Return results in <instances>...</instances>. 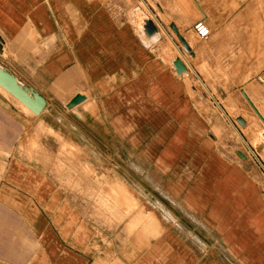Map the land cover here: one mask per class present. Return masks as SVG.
<instances>
[{"label": "crops", "instance_id": "obj_1", "mask_svg": "<svg viewBox=\"0 0 264 264\" xmlns=\"http://www.w3.org/2000/svg\"><path fill=\"white\" fill-rule=\"evenodd\" d=\"M220 1L137 0L160 37L162 13L192 51L181 30L208 22ZM119 3L127 0H0V67L45 98L42 111L72 83V98L86 97L75 106L92 131L116 133L153 163L155 189L170 209L142 204L152 218L118 220L104 204L34 203L50 188L43 173L35 185L29 127L16 117L22 102L0 85V264H264V171L255 146L235 125L239 138L217 150L224 140L209 136L210 108L197 106L134 28L115 22L129 13ZM143 32L154 37L144 24Z\"/></svg>", "mask_w": 264, "mask_h": 264}, {"label": "rangeland", "instance_id": "obj_2", "mask_svg": "<svg viewBox=\"0 0 264 264\" xmlns=\"http://www.w3.org/2000/svg\"><path fill=\"white\" fill-rule=\"evenodd\" d=\"M122 5L129 6L128 16L117 13L115 22L134 28L151 57L185 80L197 106L210 108L209 136L224 140L217 150H228L235 138H239L233 128L236 125L255 146L262 160V164L256 160L257 164L264 171V122L242 93V90L247 92L264 116V0H224L214 4L209 23L204 21L210 28L207 39L197 37L194 25L181 30L191 42V54L184 50L170 28L169 22L173 20L159 13L156 21L161 37L147 38L142 29L146 6L137 0L114 4L118 10ZM175 59H183L187 71L177 72ZM77 90L68 83L38 114L18 103L15 116L29 127L35 185L41 181L36 180L37 174L43 173L47 178L44 185L50 188L49 195H34V203L104 204L118 220L152 218L151 212L141 209L142 204L153 207L162 203L170 209L169 202L155 189L159 180L152 174L153 163L145 161L139 155L141 152L121 146L116 133L113 139H107L104 132L92 131L89 116L80 117L78 107H69ZM85 92L89 95L88 90ZM221 116L226 118V123L219 126ZM239 116L245 118L247 127L236 121ZM2 200L25 202L26 199L3 196Z\"/></svg>", "mask_w": 264, "mask_h": 264}, {"label": "water", "instance_id": "obj_3", "mask_svg": "<svg viewBox=\"0 0 264 264\" xmlns=\"http://www.w3.org/2000/svg\"><path fill=\"white\" fill-rule=\"evenodd\" d=\"M172 28L174 31L178 32V29L175 25H172ZM179 38L180 40H183L181 36H179ZM174 65L176 70L185 68V64L180 59H177ZM0 85L37 114L40 113L45 106L46 100L43 96H41L32 89L25 88L13 74H11L9 71L1 67H0ZM242 93L245 96V98L249 101V103L251 104V106L259 116V118L264 122V116L261 114L259 109L252 102L247 92L245 90H242ZM85 99L86 97L84 95L76 94L70 101L69 107H73L81 103Z\"/></svg>", "mask_w": 264, "mask_h": 264}, {"label": "bare ground", "instance_id": "obj_4", "mask_svg": "<svg viewBox=\"0 0 264 264\" xmlns=\"http://www.w3.org/2000/svg\"><path fill=\"white\" fill-rule=\"evenodd\" d=\"M144 30H145V33H146V35L148 36V37H150V36H153L154 35V37L153 38H155L156 37V39L157 38H160V35L159 34H157L158 33V28H157V26H156V24L153 22V20H151V19H145L144 20ZM172 25H174V24H171V29H173L172 28ZM142 29H143V26H142ZM174 31V30H173ZM175 33H176V35H177V37H178V39H179V41L181 42V44L183 45V47H184V50L186 51V52H188V53H192V49H191V47H190V45L188 44V42L185 40V38L180 34V32H179V30H178V32H176V31H174ZM156 34V35H155ZM179 36H181L182 38H183V40H180V38H179ZM181 60V59H180ZM177 61V59H175V61H174V63ZM185 71H187V68H186V66H185V68L184 69H177V72H179V73H183V72H185ZM2 88V87H1ZM27 108V107H26ZM29 109V108H28ZM236 121L241 125V126H245L246 125V120H245V118L244 117H237L236 118Z\"/></svg>", "mask_w": 264, "mask_h": 264}, {"label": "built area", "instance_id": "obj_5", "mask_svg": "<svg viewBox=\"0 0 264 264\" xmlns=\"http://www.w3.org/2000/svg\"><path fill=\"white\" fill-rule=\"evenodd\" d=\"M194 30H195L197 37L201 40L207 39L210 35V29L204 21H198L194 25Z\"/></svg>", "mask_w": 264, "mask_h": 264}]
</instances>
